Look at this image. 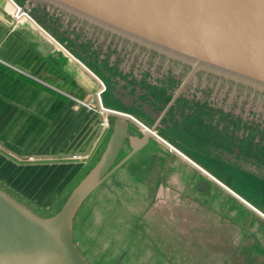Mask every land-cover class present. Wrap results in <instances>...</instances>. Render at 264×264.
<instances>
[{
  "label": "rangeland",
  "instance_id": "1",
  "mask_svg": "<svg viewBox=\"0 0 264 264\" xmlns=\"http://www.w3.org/2000/svg\"><path fill=\"white\" fill-rule=\"evenodd\" d=\"M200 97L199 135H164L183 152L144 146L80 206L73 240L90 264H264V97L205 86ZM14 197L40 216L64 200L47 210Z\"/></svg>",
  "mask_w": 264,
  "mask_h": 264
},
{
  "label": "water",
  "instance_id": "2",
  "mask_svg": "<svg viewBox=\"0 0 264 264\" xmlns=\"http://www.w3.org/2000/svg\"><path fill=\"white\" fill-rule=\"evenodd\" d=\"M14 1L20 7L18 14H30L111 84L122 86L120 79L126 76L112 66L113 55L105 58L102 51L84 49L85 39L90 37L93 41L96 34H113L138 45V52L147 53L141 46L187 64L181 65L186 72L191 68V72L200 70L218 76L200 73V86L264 97V0ZM94 45L87 47H104L98 42ZM236 83L252 89L238 87ZM187 84L192 86L193 80ZM180 90L181 87L160 117ZM99 121L100 131L101 116ZM109 127L100 157L52 215H37L0 188V264H90L73 240L78 210L95 189L149 141V133L131 134L129 121L122 116L115 115ZM125 141L130 151L118 160ZM196 187L204 192L208 184L201 180Z\"/></svg>",
  "mask_w": 264,
  "mask_h": 264
},
{
  "label": "crops",
  "instance_id": "3",
  "mask_svg": "<svg viewBox=\"0 0 264 264\" xmlns=\"http://www.w3.org/2000/svg\"><path fill=\"white\" fill-rule=\"evenodd\" d=\"M13 2L0 0V58L39 80L0 64V188L49 210L63 204L110 134V127L99 131L97 112L75 107L60 90L95 101L102 82L105 107L144 120L147 108L125 87L104 81L30 14L14 21ZM161 117L155 125L167 138Z\"/></svg>",
  "mask_w": 264,
  "mask_h": 264
},
{
  "label": "flooded vegetation",
  "instance_id": "4",
  "mask_svg": "<svg viewBox=\"0 0 264 264\" xmlns=\"http://www.w3.org/2000/svg\"><path fill=\"white\" fill-rule=\"evenodd\" d=\"M82 22L86 24V22ZM100 30L102 31V29ZM93 38V41H91L92 38L90 37L85 39L86 42L84 43V47L86 48L84 49H94V51H102L104 52L105 58L107 56L110 57L111 55H113L114 57L111 59L112 66L115 67L116 71H120L122 75L126 76L124 79H120V84L131 93V96H133L136 101L142 104V108H147L146 114L148 118H146V120L142 118L139 119L138 116L132 114L133 116L141 120L143 123H145L147 120L151 121V124H149L148 126L150 128L154 127L153 131L161 136L164 140H166L167 138L163 136L162 132L160 131L159 124L157 126L155 125L156 119L165 109L168 103L173 99L177 89L181 87V90L178 92L177 96L174 98L172 103L168 106L165 113L161 117L160 122L162 123L163 129L175 128L179 131L186 130L187 133L191 134V137L193 138L194 136L199 135L200 105L202 103L200 97L199 75L201 73L207 76H218L200 70L191 72V68L186 72L182 66L189 65L169 59L163 54L156 53L141 46H139V48L146 50L147 53H144L142 51L138 52L135 47L138 45L113 34H111L110 36H100L96 34V36H94ZM96 42H98L100 45H103L104 47H87V45H90L91 43H93V46H95L94 44ZM167 61H172V63L176 64L177 68L182 67V69H175ZM191 80H193V84H191L192 86L187 84ZM224 80L227 81V79ZM102 84L104 85V83ZM236 86L245 89L250 88L237 83ZM104 87V90H106L105 85ZM89 99L94 100V98L91 96ZM207 104L209 105L210 103L208 102ZM113 117L114 115L108 116L110 122ZM128 130L131 134L135 135H139L141 132L137 125L131 121H129ZM156 141L160 140L150 133L149 141L145 146L151 143H155ZM173 146L175 147L176 145ZM124 147H129L127 141L124 142L120 152H122ZM175 148L180 152H183L179 147L176 146ZM166 151L175 152L169 147Z\"/></svg>",
  "mask_w": 264,
  "mask_h": 264
},
{
  "label": "built area",
  "instance_id": "5",
  "mask_svg": "<svg viewBox=\"0 0 264 264\" xmlns=\"http://www.w3.org/2000/svg\"><path fill=\"white\" fill-rule=\"evenodd\" d=\"M13 6H14V13H13L14 20L18 21L22 17H30L29 14L27 12H25V11H22V12H20L18 14V12L20 10V7H19V5L17 3L13 2ZM0 64L6 65V66H8V67H10L12 69H15L16 71H19L20 73H23V74H25V75H27L29 77H32L34 79L39 80L37 77H35V76H33V75L25 72L23 69L15 66V65H12V64H9V63L5 62L1 58H0ZM104 88H105L104 85L101 83L100 90L95 93V101L92 100V99L82 98V97H80V96H78L76 94H73V93H70V92H66L64 90H60V92L62 94H64V95H66L67 97L71 98L73 100V102H74V106L75 107H85L86 109H88L90 111L97 112L102 117V122H101L102 128L107 129L110 126V120L108 118L109 115L122 116V117L126 118L128 121H131L134 124H136L142 134H146V133H149L150 134L151 133L156 138H158L161 142H163L164 144H166L170 149H173L175 152H180L178 149H176L174 146H172L170 143H168L166 140H164L161 136H159L156 132H154L153 130H151V128L147 124L143 123L141 120H139L138 118H136L132 114H130L128 112L114 110V109H109V108L105 107L102 104L101 99H100V94L104 90ZM186 159L189 162H191L192 164H194L196 167H198L200 170H202L198 165H196L190 159H188V158H186ZM204 173L207 174L206 172H204Z\"/></svg>",
  "mask_w": 264,
  "mask_h": 264
},
{
  "label": "trees",
  "instance_id": "6",
  "mask_svg": "<svg viewBox=\"0 0 264 264\" xmlns=\"http://www.w3.org/2000/svg\"><path fill=\"white\" fill-rule=\"evenodd\" d=\"M101 153L102 152H97V154L93 157V159H92V162L89 164V166H88V169L85 171V172H83V175H85L87 172H88V170L95 164V162L98 160V158L100 157V155H101ZM82 175V176H83ZM96 190V189H95ZM94 190V191H95ZM86 200V199H85Z\"/></svg>",
  "mask_w": 264,
  "mask_h": 264
}]
</instances>
